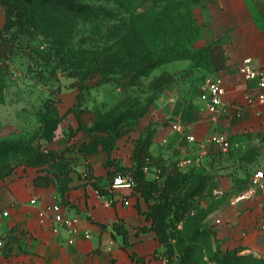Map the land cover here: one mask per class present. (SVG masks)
I'll use <instances>...</instances> for the list:
<instances>
[{
	"label": "rangeland",
	"instance_id": "374dc122",
	"mask_svg": "<svg viewBox=\"0 0 264 264\" xmlns=\"http://www.w3.org/2000/svg\"><path fill=\"white\" fill-rule=\"evenodd\" d=\"M24 1L31 12L30 31L21 35L7 65L0 67V167L12 164L15 171L24 166L27 154L46 152L49 141L44 119L48 108L54 105L58 106L56 115L62 116L56 135L75 134L80 120L85 127L74 137H86L91 126L117 122L119 132L125 133L116 139L115 148L126 135L136 145L148 134L153 138L171 120L190 119L194 97L207 83L201 70L205 67L206 49L198 45L200 27L192 0ZM5 20L6 10L0 4V30ZM136 22H141L138 27L142 33L134 38ZM6 33L11 36L14 31ZM38 53L44 56L41 60ZM158 54L181 58L126 83L144 60ZM75 65L82 67L75 70ZM69 105L73 107L64 114ZM177 139L171 137L165 146L171 153ZM208 149L209 157L203 162L180 169L186 172L202 164L210 168L212 175L200 192L195 191L197 178L185 180L179 195L187 198L183 204L186 209L180 217L172 213L167 219L170 249L159 240L165 247L167 264H180L187 247L191 248L190 264H217L215 255L222 251L209 242L206 224L214 205L212 198L223 195L217 193L223 190L222 175L214 160L221 151ZM240 150L228 153L238 151L236 157L242 153ZM166 162L162 184L175 161ZM233 162L230 159L221 165L231 169L229 176L235 178L238 167L246 165ZM155 194L159 196L158 192ZM240 264H264V255L252 254Z\"/></svg>",
	"mask_w": 264,
	"mask_h": 264
},
{
	"label": "crops",
	"instance_id": "0c3cea01",
	"mask_svg": "<svg viewBox=\"0 0 264 264\" xmlns=\"http://www.w3.org/2000/svg\"><path fill=\"white\" fill-rule=\"evenodd\" d=\"M192 4L200 27L198 45L208 48V62L201 70L206 81L213 73L223 77V104L217 116L211 114L200 98L202 90L194 97L191 117L185 121L197 142L192 146L174 135L178 139L171 153L161 142L168 134L167 128H163L153 136L150 152L154 157L175 161L184 156L190 145L203 162L209 157L206 138L210 133H225L241 142L242 153L231 160L237 166H246L238 167L235 178L229 176L231 169L218 171L222 175L223 195L211 200L214 205L206 222L208 239L213 248L222 251L240 247L242 253L262 256L264 188H258L250 198L236 197L248 189L255 172L264 168V104L258 101L250 104L246 98L249 91L264 88L260 80L247 78L238 69L245 58H251L255 68L264 69V0H192ZM74 135L57 134L48 142L47 149L63 152L86 139ZM134 148L135 141L126 135L111 152L100 150L87 157L78 155L75 171L71 173V188L65 195L67 203L53 170L51 183H36L37 177L47 174L49 166H21L0 179V211L9 212L7 217L0 218V235L7 236L4 248L0 249V264H167L165 247L144 213L148 209L145 197L127 185L113 187L111 174L117 168L108 163L109 159L130 167L135 163ZM87 167L91 179L82 175ZM144 171L149 180L159 178V169L154 164ZM95 183L109 192L100 194ZM53 206L76 218V227L81 232L90 231L91 235L78 236L69 243L65 224L51 219L41 222L40 212ZM116 224L128 233L127 247ZM11 236L13 239L9 241ZM132 254L144 260L133 259Z\"/></svg>",
	"mask_w": 264,
	"mask_h": 264
},
{
	"label": "trees",
	"instance_id": "16d2710c",
	"mask_svg": "<svg viewBox=\"0 0 264 264\" xmlns=\"http://www.w3.org/2000/svg\"><path fill=\"white\" fill-rule=\"evenodd\" d=\"M184 1V0H180ZM0 4L5 7L6 10V20L3 27L0 30V67L2 64H6L7 58L11 56L14 49L19 45L21 35H26L30 28L28 27V22L31 18L30 9L27 7L24 0H0ZM141 22H136V32L134 38L138 37L142 33L141 28L138 27ZM14 31L13 35L10 33ZM19 35V36H18ZM206 49V60L205 67L207 65L208 48ZM41 60L44 56L41 53L36 55ZM33 57H35L33 55ZM181 58V55H168V54H158L155 57L144 60L141 66L136 71V74L128 80L126 83H133L136 78L141 75L146 74L153 68L166 63L171 60ZM7 65V64H6ZM199 66V65H197ZM82 66L75 65L74 69H81ZM94 67V66H93ZM125 84V83H124ZM58 113V106L54 105L48 108L45 115V137L50 142L56 136V131L62 121V116L56 115ZM79 127L74 130L75 134L82 130L85 125L82 120H80ZM117 122L114 125H100L91 126L87 130L86 139L81 143H74L70 145L65 151L60 152L58 150L47 149L45 153H29L25 156V160L22 164L24 166H35L46 168L47 174L44 176H39L36 179L37 184H49L52 182V177L50 173L53 170L57 180L60 184V190L63 194V201L67 203L65 198L66 193L71 188L70 183L72 181L71 173L75 171V164L79 156L87 157L89 155L98 153L100 150H106L111 152L115 148L116 139L122 136L124 132H119L117 129ZM111 125V126H110ZM114 126V127H112ZM72 129V128H70ZM98 129V130H97ZM117 129V130H116ZM111 133V134H110ZM74 135V134H73ZM70 140V139H69ZM152 141V135L148 134L144 139L139 140L134 149L133 160L135 163L132 166H120L116 161L109 159L108 163L116 166L117 172L113 175V182L115 176L119 175H130L133 180V192L140 193L148 202V209L144 212L147 219L152 221L151 228L155 231L156 236L159 240L168 246V250L171 247L169 241L168 227L169 224L167 219L172 213H175L176 217L182 213L186 207L183 205L186 203L187 198H180L179 195L184 189V183L187 177L194 176L198 181L196 192L203 191L206 187L207 180L211 179L212 173L209 171L208 166H202V164L194 165L191 170L186 172L181 171L175 162H172L174 168L167 175V180L162 184L161 177L165 175L167 169V162L163 159H156L150 152V145ZM3 154V152H0ZM237 152L234 153H223L218 152L215 154L214 160L219 164V171L223 170L225 166L221 163L228 162L231 158H234ZM156 165L159 169V178L154 180H149L146 177L144 168L148 165ZM14 167L12 164H5L0 167V179H3L14 172ZM253 173L250 174L252 176ZM84 178L91 179L92 173L89 167L82 173ZM100 194H106L109 190H105L100 185L95 183ZM158 192L159 196L155 193ZM173 194V196H171ZM119 232L122 233L124 237V246L127 247L128 243V233L126 230L120 229V225L116 224ZM12 236L9 241H12ZM167 250V251H168ZM242 248L238 247L228 251H218L215 255L217 264H240L241 262L248 260L252 253H242ZM166 251V252H167ZM191 253V248L187 247L183 251L181 256L180 264H190L189 254ZM133 259L143 261L144 259L138 258L136 255L132 254Z\"/></svg>",
	"mask_w": 264,
	"mask_h": 264
},
{
	"label": "built area",
	"instance_id": "2783aa9c",
	"mask_svg": "<svg viewBox=\"0 0 264 264\" xmlns=\"http://www.w3.org/2000/svg\"><path fill=\"white\" fill-rule=\"evenodd\" d=\"M238 69L247 78L260 80L261 87L264 88V69L255 68L251 58H245L239 65ZM224 94L225 87L223 77L219 73H213L208 77L206 86L203 89L200 98L204 102L205 108L211 114L217 116L223 104ZM246 98L250 104L256 101L264 104V91L263 89L251 90L247 93ZM235 116H239V113L237 112ZM167 130L168 134L161 139L162 144L165 146L170 144V139L174 135L185 139L186 142L192 146L197 142L195 135L190 131L189 125L184 121L179 119L169 121ZM206 143L209 148L223 153L243 148L241 142L232 140L227 134L219 132L210 133L206 138ZM190 145L184 156L175 160L177 167L181 170H186L189 165H193L200 161V157L195 151H193L192 146ZM120 185L133 187V180L130 176L119 175L115 177L113 187ZM258 188H264V168L255 172L251 178L248 189L239 194L236 199L250 198L257 192ZM217 193L223 194V190L220 189ZM111 202L112 201H110V203ZM8 215L9 212L7 210L0 211V218L7 217ZM40 218L41 222H45L46 219H51L55 222L65 224L70 234L69 243H73L78 236L84 235L89 237L91 235L88 230L81 232L75 225L76 218L65 215L58 206L45 208L40 212ZM6 238L7 236L4 237L0 235V249L4 248Z\"/></svg>",
	"mask_w": 264,
	"mask_h": 264
}]
</instances>
